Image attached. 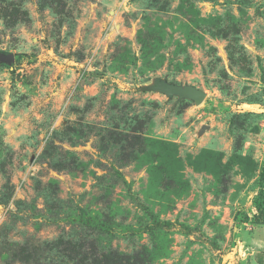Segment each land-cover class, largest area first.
Listing matches in <instances>:
<instances>
[{
	"label": "rangeland",
	"instance_id": "obj_1",
	"mask_svg": "<svg viewBox=\"0 0 264 264\" xmlns=\"http://www.w3.org/2000/svg\"><path fill=\"white\" fill-rule=\"evenodd\" d=\"M0 264H264V0H0Z\"/></svg>",
	"mask_w": 264,
	"mask_h": 264
},
{
	"label": "water",
	"instance_id": "obj_2",
	"mask_svg": "<svg viewBox=\"0 0 264 264\" xmlns=\"http://www.w3.org/2000/svg\"><path fill=\"white\" fill-rule=\"evenodd\" d=\"M14 56L9 58V62H12ZM149 91L160 92L170 99L176 98L178 101H191L194 104L200 106L202 105L207 95L205 92L197 89L194 86H182L176 84H170L165 80L156 79L154 84L148 88Z\"/></svg>",
	"mask_w": 264,
	"mask_h": 264
},
{
	"label": "trees",
	"instance_id": "obj_3",
	"mask_svg": "<svg viewBox=\"0 0 264 264\" xmlns=\"http://www.w3.org/2000/svg\"><path fill=\"white\" fill-rule=\"evenodd\" d=\"M24 56L22 55V56H18V59H22ZM154 221V225L155 226H165L166 224H162V223H160V222H158L157 220H153ZM87 224L88 225H93L94 226V228H97V229H99V230H105L106 232H110V230H109V228H107L105 225H102L101 223H99V222H97V221H95V220H93V219H91V220H88V222H87Z\"/></svg>",
	"mask_w": 264,
	"mask_h": 264
}]
</instances>
